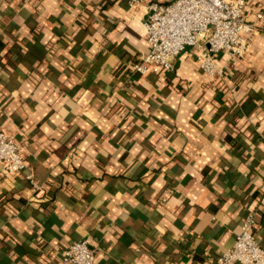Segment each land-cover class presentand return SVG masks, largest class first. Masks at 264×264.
<instances>
[{"label":"crops","instance_id":"obj_1","mask_svg":"<svg viewBox=\"0 0 264 264\" xmlns=\"http://www.w3.org/2000/svg\"><path fill=\"white\" fill-rule=\"evenodd\" d=\"M147 0H0V129L35 180L0 164V264H212L249 211L264 248V0L250 51L203 72L131 74ZM261 13V17L257 14Z\"/></svg>","mask_w":264,"mask_h":264},{"label":"built area","instance_id":"obj_2","mask_svg":"<svg viewBox=\"0 0 264 264\" xmlns=\"http://www.w3.org/2000/svg\"><path fill=\"white\" fill-rule=\"evenodd\" d=\"M141 0H129L132 6ZM247 0H147L144 21L148 45L128 64L131 74L171 73L174 60L189 49L198 67L209 75L223 76L225 68L218 55L233 60L250 51V34L259 26L247 19ZM262 14L258 13L257 17ZM0 164L11 173L25 171V178L38 192L35 180L23 158L17 138L0 129ZM255 212L249 211L232 245L219 252L212 264H264V248L255 233ZM96 251L86 239L70 241L61 250V264H94Z\"/></svg>","mask_w":264,"mask_h":264}]
</instances>
